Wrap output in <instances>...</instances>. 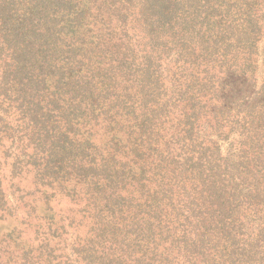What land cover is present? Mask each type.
<instances>
[{"label": "trees", "instance_id": "16d2710c", "mask_svg": "<svg viewBox=\"0 0 264 264\" xmlns=\"http://www.w3.org/2000/svg\"><path fill=\"white\" fill-rule=\"evenodd\" d=\"M0 264H264V0H0Z\"/></svg>", "mask_w": 264, "mask_h": 264}]
</instances>
